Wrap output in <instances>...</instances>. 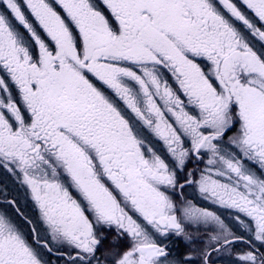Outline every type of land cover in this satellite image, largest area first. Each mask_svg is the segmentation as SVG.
<instances>
[{
    "label": "snow or ice",
    "instance_id": "1",
    "mask_svg": "<svg viewBox=\"0 0 264 264\" xmlns=\"http://www.w3.org/2000/svg\"><path fill=\"white\" fill-rule=\"evenodd\" d=\"M0 169V264H264V0H0Z\"/></svg>",
    "mask_w": 264,
    "mask_h": 264
},
{
    "label": "rangeland",
    "instance_id": "2",
    "mask_svg": "<svg viewBox=\"0 0 264 264\" xmlns=\"http://www.w3.org/2000/svg\"><path fill=\"white\" fill-rule=\"evenodd\" d=\"M254 43L256 44V47L260 46L258 41H254ZM3 172H5V171L3 170ZM3 177L7 178V180L10 183V185L12 186V188L11 189H0V191L6 190L9 193V196H13V197L17 198L18 201H19V205H23V202L26 203L25 195H24L26 189H20V188H23V187H21L15 180H13V178L11 176H9L7 173H6V175H3ZM0 187H2V188L5 187L1 181H0ZM14 187H15V189H14ZM194 193H195V198L200 199L201 202H203V203L207 202V201L203 200L199 196L198 192H196L195 189H194ZM0 204H3V200L2 199H0ZM5 207H6V205H5ZM7 210H9V208ZM230 212H231V210H229V209L228 210L223 209L220 212H218V214L222 215L224 218H231ZM193 235L197 237V242L195 244H193V245H188V246L189 247H193V248L203 247L204 245L200 243V240L203 238V237L200 236V233L194 232ZM178 240H181V239H178ZM181 242L182 243L181 244L179 243V246H182L183 249H185L186 246H187L186 243L183 240H181Z\"/></svg>",
    "mask_w": 264,
    "mask_h": 264
},
{
    "label": "flooded vegetation",
    "instance_id": "3",
    "mask_svg": "<svg viewBox=\"0 0 264 264\" xmlns=\"http://www.w3.org/2000/svg\"><path fill=\"white\" fill-rule=\"evenodd\" d=\"M3 175H6V172H3V169H0V181L3 183L4 186H6V189H11L12 186L10 185L9 181L7 180V178L3 177ZM0 189H5V187L4 188L0 187ZM14 189H15V187H14ZM20 189H24V188H20ZM8 198L11 199V198H13V196H9ZM20 207H21V210L22 211H24L25 213L31 215L30 214L31 213V204L30 203L26 204L25 202H23V205H20ZM8 211L12 212L13 210L11 208H9ZM25 227H27V226H25ZM200 236H204V234L203 233H200ZM237 247L238 248L239 247H243V245H238ZM212 259H213V257H212ZM213 260L215 261V264H231V262L234 259H233V256L230 257L229 253H227V252H221Z\"/></svg>",
    "mask_w": 264,
    "mask_h": 264
},
{
    "label": "trees",
    "instance_id": "4",
    "mask_svg": "<svg viewBox=\"0 0 264 264\" xmlns=\"http://www.w3.org/2000/svg\"><path fill=\"white\" fill-rule=\"evenodd\" d=\"M178 244H179V243H178ZM176 247H177V246H175V248H176ZM181 248H183V247H181ZM176 250H180L179 247H178ZM182 251H183V249H182Z\"/></svg>",
    "mask_w": 264,
    "mask_h": 264
},
{
    "label": "bare ground",
    "instance_id": "5",
    "mask_svg": "<svg viewBox=\"0 0 264 264\" xmlns=\"http://www.w3.org/2000/svg\"><path fill=\"white\" fill-rule=\"evenodd\" d=\"M230 257H232V255H230ZM233 259H234V257H233Z\"/></svg>",
    "mask_w": 264,
    "mask_h": 264
}]
</instances>
